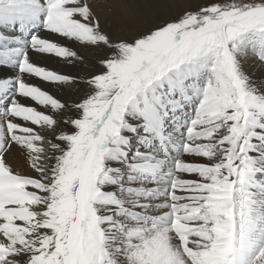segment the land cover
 I'll return each instance as SVG.
<instances>
[{"label": "snow or ice", "instance_id": "6c2138e0", "mask_svg": "<svg viewBox=\"0 0 264 264\" xmlns=\"http://www.w3.org/2000/svg\"><path fill=\"white\" fill-rule=\"evenodd\" d=\"M107 7L0 0V264H264V0Z\"/></svg>", "mask_w": 264, "mask_h": 264}, {"label": "bare ground", "instance_id": "6f19581e", "mask_svg": "<svg viewBox=\"0 0 264 264\" xmlns=\"http://www.w3.org/2000/svg\"><path fill=\"white\" fill-rule=\"evenodd\" d=\"M110 2H111V0H98V3L100 5L101 14L103 16H106L109 19V21H111L115 15H118V12H119V10L116 8H112L111 10L108 9L107 4ZM115 27L116 26L113 23L109 22L108 24L105 25V30L108 31L110 34H112ZM48 62L51 65L56 66L54 59L48 60ZM50 67H52V66H50ZM62 70L65 72L73 71L71 65L64 66L62 68ZM65 96H67V90L60 94V98L62 99V101L64 100ZM8 160L10 163L14 164L15 166L19 167L20 169L28 171V169L24 165L23 158L21 156H19V154L14 153L12 156L8 157Z\"/></svg>", "mask_w": 264, "mask_h": 264}, {"label": "rangeland", "instance_id": "374dc122", "mask_svg": "<svg viewBox=\"0 0 264 264\" xmlns=\"http://www.w3.org/2000/svg\"><path fill=\"white\" fill-rule=\"evenodd\" d=\"M42 63H47V65H49V67H50V66L55 67V66L51 65V64L48 62V60H47V61H42ZM73 100H75V93H74L72 90L68 89V90H67V96H65V98H64L63 101H67V102L71 103V102H73ZM63 101H62V102H63Z\"/></svg>", "mask_w": 264, "mask_h": 264}]
</instances>
